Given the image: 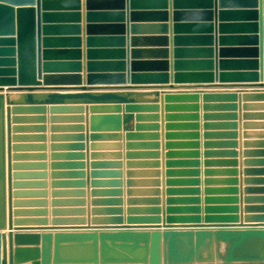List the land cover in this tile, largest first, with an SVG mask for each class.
<instances>
[{
	"label": "water",
	"instance_id": "obj_1",
	"mask_svg": "<svg viewBox=\"0 0 264 264\" xmlns=\"http://www.w3.org/2000/svg\"><path fill=\"white\" fill-rule=\"evenodd\" d=\"M197 18L201 20H192ZM170 25L173 30L172 74L168 72L170 61L167 60L170 56V49L167 48L170 44L167 36ZM195 29L202 32H195ZM145 33H158L161 45L166 47L159 50L164 60L157 62L163 72H136L144 64L136 56L146 51L140 47L143 41L140 35ZM83 44L89 83L107 77L124 80L127 76L136 81H168L171 77L177 82L264 80V0H0V264H264V167H249L264 165V139L247 142L258 146L244 150L246 159L242 175H245L246 186L241 197L237 195L240 192L237 186L239 179L236 177L239 170L235 168L238 161L232 158L205 160L206 166L226 163L234 168L205 169L203 206L197 186L200 180L194 177L199 174L196 168L199 162L195 159L184 161L195 168L180 171L190 177L167 180L168 185L189 186H169L165 190L168 196L163 204L157 178L141 181L149 182L153 186L151 188L128 189L129 195L150 196L128 198L126 217L121 207L123 200L119 197L120 188L92 190L94 194H107L104 196L108 198H94L90 213L83 207V199H55L52 203L55 207L51 212L52 226H47L46 200L12 201V185L17 188L28 183H12V177L17 179L24 175L12 173V167L24 164L11 163V110L42 111L44 107L10 108L7 105L21 99L39 104L45 100L120 101L132 99L134 95L158 96L155 90L92 91L82 86L78 92L61 93L35 91L29 86L40 85L41 78L45 82L80 83ZM110 53H116L117 60L99 58ZM197 54L203 55L202 58H196ZM112 61L120 67L121 73L109 75L94 72ZM66 69L71 74H62ZM6 86L7 92H3ZM197 97V91L192 90L166 94L167 99L196 100ZM236 97V91L226 90L217 93L206 91L204 94L206 100ZM244 97L264 98V90H246ZM217 106L236 108L233 103ZM111 107L119 110V106ZM190 107L197 105L192 104ZM251 107H264V104L243 106L244 109ZM190 115L196 117V114ZM215 115L235 118L237 114L228 112ZM244 115L261 117L264 112ZM121 118L120 114H92L90 122L92 127H99L105 122H113L119 127ZM123 118L127 122L131 120V115L125 114ZM260 123L250 122L246 125L264 127V122ZM190 125L196 126V123ZM227 125L235 127L236 123L229 122ZM227 134L236 135L232 131ZM256 134L264 135V131ZM219 143L234 145L236 142ZM149 144L157 145L156 142ZM191 144L194 146L197 142ZM16 147L13 146V149ZM206 153H226L232 157L237 154L236 150ZM188 154L195 156L198 152L192 150ZM17 156L15 154L13 157L16 159ZM152 163L158 165V162ZM74 165L81 164L77 162ZM217 171L226 172L229 176L220 180L211 178ZM148 172L154 176L160 173L158 170ZM69 173L83 175L82 171ZM96 173L103 172H93ZM105 173L116 175L120 171ZM173 173L174 170H167L168 175ZM216 181L225 186H211ZM133 182L138 181L128 180L127 183ZM39 183L42 187L45 185L44 182ZM67 183L82 187L84 182ZM105 183L120 185L121 181ZM258 183L263 186H258ZM38 192L41 196L36 197H44V190ZM71 192L83 195L84 190L79 188ZM28 193L31 192L17 190L14 196ZM63 202L75 203L79 207L57 208ZM13 204L15 207L24 205L42 208L13 210ZM13 216L16 218L13 219ZM5 229L9 231L6 233Z\"/></svg>",
	"mask_w": 264,
	"mask_h": 264
},
{
	"label": "crops",
	"instance_id": "obj_2",
	"mask_svg": "<svg viewBox=\"0 0 264 264\" xmlns=\"http://www.w3.org/2000/svg\"><path fill=\"white\" fill-rule=\"evenodd\" d=\"M192 20H201L199 18ZM172 25V18H170ZM167 36L170 38V44L167 48L170 49V56L167 60L170 62L169 73L173 72L172 64V26ZM194 30V29H193ZM195 32H202L195 29ZM83 33L85 26L83 25ZM200 34V33H198ZM141 48H145V52L141 54L138 60L144 62L143 66L136 72L154 73L163 72L162 67L157 65V62L164 60L160 48H166L160 43L158 33L141 34ZM84 42V41H83ZM201 45L202 43H194ZM161 46V47H160ZM113 48V47H112ZM196 58H202L203 55L197 54ZM220 55V54H219ZM83 70L82 80L80 83L74 81H59L45 82L41 78L40 85H29L35 91H58L61 93L78 92L82 86L91 89L92 91H157L155 95H134L132 99L120 101H84V100H45L41 103H33L31 101L16 100L9 106L30 108L40 105L44 107L42 111L35 109H23L10 113L11 123V144H12V165L24 164L21 167L13 168L12 173L19 172L20 175L14 181L27 182V186L15 188L12 185V201L15 200H31L42 198L46 200L45 207L48 210V225L52 226V209L55 208L52 204L55 199L60 200H76L83 199V206L87 213H90L94 198H108L107 194L96 193L92 190H105L111 188H120L122 198L121 207L124 209L123 215L126 217L125 209L127 208V199L130 197H144L150 195L131 194L127 193L130 188L144 189L153 187L149 182H141L157 178L159 180V189H161L160 197L162 204L168 196L165 190L171 187H187L189 185L173 184L168 185L169 178H186L188 174L180 173L182 170H189L193 165L184 161L192 159L198 160L197 169L199 174L197 177L200 182L197 185L200 188L199 196L205 197V169L213 168L214 170H224L226 168H234L226 163L205 165V160H229L236 159L238 161L235 168L239 170L238 187L240 192L238 196H242L243 188L246 186L242 175V170L245 168L244 160L246 156L244 150L247 148H257L258 144L247 143L264 139V135L256 134V132L264 131L262 125L250 126L246 123L264 122V116L245 117V113H260L264 112V107H251L244 109V104H264V98H247L244 97L245 91L264 90V80L260 78L257 81H175L172 77L168 81H160L159 79H142V81L133 80L131 77H126L124 80L117 77H107L89 83L87 80L86 52L85 44H83ZM99 58H107L101 60H117L116 53H110ZM220 58V57H219ZM68 69L62 74H71ZM64 71V70H63ZM99 74H117L121 73L120 67L112 61L111 63L99 67L94 70ZM126 73V71H125ZM5 90L3 92H7ZM197 91V99L191 100L187 98H171L167 99V92L178 91ZM236 91L235 99H204L206 91ZM176 94V93H171ZM233 103L236 104L235 109L219 107L217 105ZM195 104L197 107H190ZM28 106V107H27ZM111 106H119V110ZM127 106H134L128 108ZM137 106V107H136ZM147 106H157V108H149ZM207 106V107H206ZM235 112V118L230 116H219L215 114H227ZM92 114H120V126L117 127L113 122H105L99 127H92L90 117ZM131 115V120L125 121L123 115ZM190 114H196V117ZM206 114H212L206 116ZM17 119H13V118ZM81 117V118H80ZM229 122H235L236 126L227 125ZM196 123V126L190 125ZM157 124V126H152ZM211 124V125H210ZM19 127L14 129L13 127ZM82 126V128H77ZM235 132L236 135H228L227 132ZM195 133L197 135H191ZM210 133V135H208ZM114 134H117L116 136ZM136 134V135H130ZM152 134H157L154 136ZM82 137H76L80 136ZM14 136H19L15 139ZM236 142L233 144L219 142ZM156 142L153 146L149 143ZM191 142H197L194 146ZM209 142V143H208ZM17 146L13 149V146ZM196 151L198 154L192 156L188 154L190 151ZM226 150H236L237 154L232 157L226 153L206 152H222ZM148 152H158L157 155L149 154ZM169 152H174L169 154ZM18 154L15 159L13 156ZM81 154V155H73ZM81 165H74L75 163ZM152 162H158V165ZM168 162H171L170 164ZM264 167V165L249 166ZM158 170L159 176L151 175L148 171ZM167 170H174L175 173L168 175ZM82 171L83 175L78 176L68 172ZM103 172L96 173L93 172ZM109 171H120V174L105 173ZM136 171L138 173H128ZM41 172V173H40ZM60 172L61 174H54ZM67 172V173H65ZM229 175L226 172L217 171L211 178L220 180L225 179ZM262 176V175H260ZM193 177V176H191ZM83 181V186L79 184L67 183L71 181ZM120 180V185L113 183H105L106 181ZM128 180H137L128 184ZM39 182H44L42 187ZM61 182V183H54ZM65 182V183H63ZM97 182V183H94ZM258 186H263L261 183ZM117 186V187H116ZM211 186H225L221 182H214ZM83 189L84 193L77 194L71 192L76 189ZM17 190L30 191L27 195L14 196ZM44 190V197L38 191ZM60 191V193H58ZM57 192V193H54ZM261 194V193H257ZM264 194V193H263ZM246 194L243 195V197ZM43 196V195H42ZM176 196V195H174ZM242 202H240V205ZM79 207L75 203L66 202L58 204L57 208L72 209ZM15 208H42L37 206H19ZM86 216V215H84ZM21 216H18L20 218ZM16 216H13V219ZM126 220L124 219V222ZM19 226H44V225H19ZM15 228L16 226L13 225ZM5 229L4 232H8ZM15 231V229L13 230Z\"/></svg>",
	"mask_w": 264,
	"mask_h": 264
}]
</instances>
